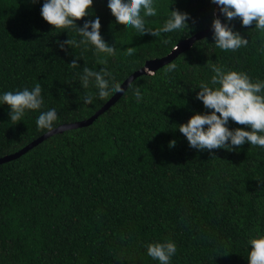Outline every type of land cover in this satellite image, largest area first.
I'll use <instances>...</instances> for the list:
<instances>
[{"label": "trees", "instance_id": "trees-1", "mask_svg": "<svg viewBox=\"0 0 264 264\" xmlns=\"http://www.w3.org/2000/svg\"><path fill=\"white\" fill-rule=\"evenodd\" d=\"M44 2L0 0V96L39 83L43 98L41 109L26 110L17 122L0 101V157L49 131L37 127L41 112L56 110L55 128L89 118L114 95L101 98L94 79L84 88V67L106 69L111 89L216 18L212 0H154L157 14L144 17L146 28H162L172 10L189 14L188 27L140 35L116 22L109 0H93L77 26L55 29L42 17ZM223 16L248 39L246 47L221 50L214 34L198 39L133 80L91 124L55 133L0 163V264H159L147 245L165 241L177 246L169 264H249V241L264 236V147L246 141L233 150L201 151L179 131L194 114L212 111L197 99L201 83L219 86L210 83L209 64L264 81V30ZM96 17L114 55L91 43L59 47L84 40L78 27ZM76 58L78 66L70 67ZM172 63L177 68L166 73ZM86 94L91 104L83 102ZM226 127L251 130L231 119Z\"/></svg>", "mask_w": 264, "mask_h": 264}, {"label": "clouds", "instance_id": "clouds-1", "mask_svg": "<svg viewBox=\"0 0 264 264\" xmlns=\"http://www.w3.org/2000/svg\"><path fill=\"white\" fill-rule=\"evenodd\" d=\"M35 2V0H33ZM213 3L221 6L220 11L231 21L239 17L242 25L247 27L255 22V27L264 30V0H212ZM93 0H45L41 14L43 19L55 29H65L76 25L75 21L89 15L88 9L92 7ZM108 7L116 19V22L124 26H131L140 35L150 34L159 37L161 33H169L188 27L186 21L189 14L179 10L170 11V18L162 28L150 30L146 28L144 17H151L157 14L154 0H109ZM143 11V16L141 12ZM77 26V25H76ZM214 29V41L221 50H237L247 46L248 39L242 38L238 32H234L227 24L221 23L220 19L214 18L212 22ZM100 18L89 20L83 27H78L79 34L85 39L77 43L75 40L67 39L58 42L63 50L65 46H76L79 44L91 43L98 53L114 55L115 46H109L100 34ZM89 29H91L89 31ZM168 41H164L167 43ZM135 49H126V55H134ZM77 59H74L70 67L78 66ZM106 63V61H105ZM214 72L211 78L210 87L208 83H201L197 99L201 100L210 114H194L187 123L179 125V131L187 138L190 147L198 150L232 149V146H242L246 141L251 145L264 147V81L252 82L250 77L243 72H224L221 67L209 64ZM177 68L175 63L169 64L165 69L172 72ZM81 77L82 85L88 88L89 82L94 79L95 86L99 90L101 98L107 97L111 92H121L123 89L117 83L111 89L109 82L105 79L110 75L106 69L93 71L87 67L83 69ZM42 88L39 83L31 90L25 88L16 92H5L0 96V101L7 104L11 111L10 120L17 122L22 119L26 110L36 111L43 105ZM133 95L137 102L142 99L139 88H135ZM85 104L92 103V95L86 94L83 98ZM55 109L41 112L36 124L39 129L51 131L54 122L57 120ZM229 119L239 125L250 128L230 130L226 125ZM205 126L207 128L205 129ZM230 140L231 144H228ZM175 146V141L170 142V147ZM251 250L248 255L249 264H264V236L253 238L249 241ZM177 246L175 242L165 241L163 243H150L147 245V254L159 261V264H169L172 256L175 255Z\"/></svg>", "mask_w": 264, "mask_h": 264}, {"label": "water", "instance_id": "water-1", "mask_svg": "<svg viewBox=\"0 0 264 264\" xmlns=\"http://www.w3.org/2000/svg\"><path fill=\"white\" fill-rule=\"evenodd\" d=\"M220 7L221 6L214 3V14L216 18L220 19L221 23L224 24V16L220 11ZM211 34H214L213 27H208L206 29H203L197 32L196 34H194L193 36L188 37L180 41L179 43H177V45L172 49V51L166 56L162 58H156V59H151V60L146 61L144 66H142L140 69H138L133 74H131L120 85L123 91L115 92L114 95L100 109H98L92 116L84 120L61 124L53 128L51 131H48L42 134L41 136L34 139L33 141H31L29 144L25 145L18 151L11 153V154L4 155L3 157H0V163L10 161V160L20 157L22 154L26 153L28 150L38 145L43 140H45L46 138H48L49 136L55 133H60L67 129L87 126L91 124L100 114L105 112L112 104H114L120 98V96L123 94V92L127 89V87L131 84L133 80H135L137 77L143 74H153L158 66L163 65L164 63L172 60V58L175 57L178 53L189 49L196 40L201 39Z\"/></svg>", "mask_w": 264, "mask_h": 264}]
</instances>
